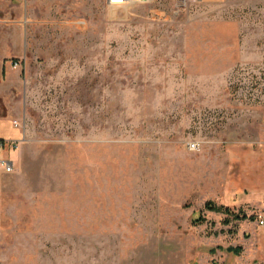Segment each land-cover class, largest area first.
Segmentation results:
<instances>
[{
  "label": "rangeland",
  "instance_id": "obj_1",
  "mask_svg": "<svg viewBox=\"0 0 264 264\" xmlns=\"http://www.w3.org/2000/svg\"><path fill=\"white\" fill-rule=\"evenodd\" d=\"M0 123V264H264V0H0Z\"/></svg>",
  "mask_w": 264,
  "mask_h": 264
},
{
  "label": "built area",
  "instance_id": "obj_2",
  "mask_svg": "<svg viewBox=\"0 0 264 264\" xmlns=\"http://www.w3.org/2000/svg\"><path fill=\"white\" fill-rule=\"evenodd\" d=\"M106 3L109 6H116L121 8L126 7H132L135 5H146L149 4L152 0H105ZM189 2V0H176L177 6L181 7L182 5H186ZM8 146L14 147V144L6 142V141H0V153L4 150V148ZM191 150H194L196 148V145L192 144L189 146ZM13 170V165L3 159H0V171H3L6 174L11 173ZM258 224L261 227H264V217H259Z\"/></svg>",
  "mask_w": 264,
  "mask_h": 264
},
{
  "label": "crops",
  "instance_id": "obj_3",
  "mask_svg": "<svg viewBox=\"0 0 264 264\" xmlns=\"http://www.w3.org/2000/svg\"><path fill=\"white\" fill-rule=\"evenodd\" d=\"M21 136L22 133L19 130L11 126H8L5 123H0V141L15 143L18 142L20 138H22ZM0 159L10 162L14 167L13 156L10 153V151L7 150L6 148H4V150L0 153ZM5 174L6 173H4L3 171H0V179L5 177L6 176Z\"/></svg>",
  "mask_w": 264,
  "mask_h": 264
},
{
  "label": "trees",
  "instance_id": "obj_4",
  "mask_svg": "<svg viewBox=\"0 0 264 264\" xmlns=\"http://www.w3.org/2000/svg\"><path fill=\"white\" fill-rule=\"evenodd\" d=\"M206 209L216 212V213H222L228 217H232L235 220H241L242 218L245 217H241L240 215H235L231 210L224 208V207H216L215 205L208 203L206 204Z\"/></svg>",
  "mask_w": 264,
  "mask_h": 264
}]
</instances>
